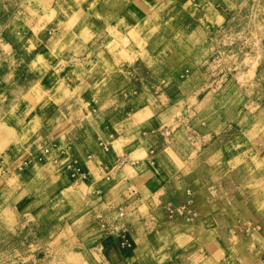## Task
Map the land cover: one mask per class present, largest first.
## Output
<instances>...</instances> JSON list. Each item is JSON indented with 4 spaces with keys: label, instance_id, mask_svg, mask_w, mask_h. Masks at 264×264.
<instances>
[{
    "label": "rangeland",
    "instance_id": "rangeland-1",
    "mask_svg": "<svg viewBox=\"0 0 264 264\" xmlns=\"http://www.w3.org/2000/svg\"><path fill=\"white\" fill-rule=\"evenodd\" d=\"M120 1L0 0V264H264V0Z\"/></svg>",
    "mask_w": 264,
    "mask_h": 264
},
{
    "label": "crops",
    "instance_id": "crops-1",
    "mask_svg": "<svg viewBox=\"0 0 264 264\" xmlns=\"http://www.w3.org/2000/svg\"><path fill=\"white\" fill-rule=\"evenodd\" d=\"M111 2L113 3L111 6L110 5H108L109 7H110V10L112 11V12H115V10H117L116 12H120V13H125L126 14V7L124 8L123 7V9L122 8H118L117 9V6H116V4L119 2H121L120 0H111ZM127 3V2H126ZM133 2H131V1H128V3H127V7H129V10H131V5H133V7H135L136 6V8H135V11H137V12H139L138 14L139 15H141V16H143L147 11H148V9L147 8H145V6L144 5H147V3L145 2V1H143V0H140L139 2H137L136 3V5H134V4H132ZM90 18V17H89ZM82 27V26H81ZM103 59V58H102ZM104 61L106 60V58H104L103 59Z\"/></svg>",
    "mask_w": 264,
    "mask_h": 264
},
{
    "label": "bare ground",
    "instance_id": "bare-ground-1",
    "mask_svg": "<svg viewBox=\"0 0 264 264\" xmlns=\"http://www.w3.org/2000/svg\"><path fill=\"white\" fill-rule=\"evenodd\" d=\"M243 167V166H242Z\"/></svg>",
    "mask_w": 264,
    "mask_h": 264
}]
</instances>
